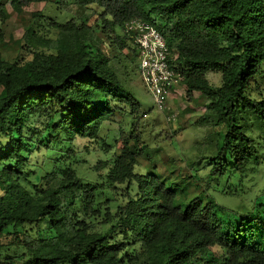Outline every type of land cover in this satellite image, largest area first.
<instances>
[{
	"label": "trees",
	"instance_id": "16d2710c",
	"mask_svg": "<svg viewBox=\"0 0 264 264\" xmlns=\"http://www.w3.org/2000/svg\"><path fill=\"white\" fill-rule=\"evenodd\" d=\"M7 1L20 13L48 0ZM76 3L82 10L88 5L102 9L94 23L120 54L136 53L127 44L132 38L117 32L128 21L157 27L187 96L192 99L197 92L207 99L225 127L226 133L218 134L217 155L209 158L208 179L217 186L225 182L214 192L244 195L245 179L264 164V135L251 134L254 127L264 134V0ZM7 20L6 3L0 0V26ZM57 27L55 41L25 34L13 43L15 50L26 43L33 55L27 62L8 57L14 51L0 28V238L14 235V242L23 245L28 258L22 264H264V204L257 199L251 207L228 211L187 183L179 186L169 176L137 172L143 154L136 146L139 136L122 139L98 182L78 175L72 148L68 161L54 163L52 172L28 183L37 174L26 170L34 152L55 151L78 138L97 142L122 105L132 115L139 110L120 78L119 62L101 48L93 23L78 25L73 19ZM38 45L55 53L40 52ZM211 72L221 76L219 87L209 81ZM34 120L50 133L43 148L38 144L44 133ZM2 248L0 242V264Z\"/></svg>",
	"mask_w": 264,
	"mask_h": 264
},
{
	"label": "rangeland",
	"instance_id": "374dc122",
	"mask_svg": "<svg viewBox=\"0 0 264 264\" xmlns=\"http://www.w3.org/2000/svg\"><path fill=\"white\" fill-rule=\"evenodd\" d=\"M8 11L7 22L0 26L6 36V42L12 47L8 57L13 60L17 56L20 61L27 62L33 57L30 50L23 42V48L15 50L16 41L23 39L25 34L34 36L38 41H55L59 36L57 25L65 24L76 19V24L93 23L97 34L102 38L101 48L111 57H115L121 80L127 91L139 104L138 113H129V107L122 105V110L116 113L112 121L106 122L100 133V139L93 142L90 139L78 138L75 143H64L56 146L55 151L34 152L29 156L26 170L37 174L31 176L28 183H37L36 177L40 178L52 172L54 163L68 161L67 152L72 148L77 150L78 163L75 169L78 175L86 182H98V179L107 173L106 166H111V160L122 148L124 137H140V144L136 146L142 149L143 154L139 157L140 166L137 172L154 171L158 174L169 176L179 186L189 184L191 191L200 194H211L217 203L228 211H236L240 206H252L257 199L264 204V164L256 173L250 174L242 187L244 195L234 197L214 192L221 189L225 182L209 180L208 176L212 169L209 160L217 155L218 144L221 140L218 134H224V125L218 124L215 113L210 109V102L199 93H193V98L187 96V90L183 82L176 88L170 97V113H160L155 106L153 98L143 81L139 70L137 47L132 39H127V44L136 49L118 51L119 46L106 34H103L101 25L94 21L98 13L102 12L97 5H88L81 9L76 0H48L43 3H35L25 7L22 12H16L9 1L4 0ZM82 10V12H81ZM81 12V13H80ZM118 34L128 38L124 30H117ZM127 35V36H126ZM130 37V36H129ZM131 38V37H130ZM2 47V45H0ZM40 52L55 53V50L46 45H38ZM135 61L133 60L134 55ZM119 56V57H117ZM128 57V58H127ZM262 81L264 94V64L262 67ZM214 88L221 85V76L211 72L208 76ZM175 114V118L168 121L166 117ZM255 125V124H254ZM33 126L43 132L39 139L41 148L48 142L50 133L44 131L41 122L34 120ZM251 134L255 137L263 136L258 127H254ZM135 140H132V144ZM37 150V146L33 149ZM31 164V165H30ZM210 184V185H209ZM29 228V227H28ZM108 226L104 227V231ZM14 235H3L0 242L3 244L2 255L4 264H22L27 260L26 250L21 244L14 242Z\"/></svg>",
	"mask_w": 264,
	"mask_h": 264
},
{
	"label": "built area",
	"instance_id": "2783aa9c",
	"mask_svg": "<svg viewBox=\"0 0 264 264\" xmlns=\"http://www.w3.org/2000/svg\"><path fill=\"white\" fill-rule=\"evenodd\" d=\"M125 32L136 44L139 70L155 106L160 113L169 114L170 97L182 80L170 65L172 53L167 39L155 25L140 19L128 21ZM175 116L166 118L171 121Z\"/></svg>",
	"mask_w": 264,
	"mask_h": 264
}]
</instances>
